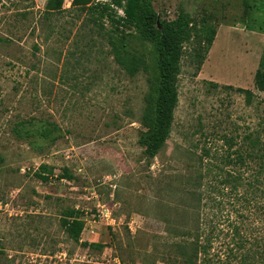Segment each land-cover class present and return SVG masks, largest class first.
Here are the masks:
<instances>
[{
  "label": "rangeland",
  "instance_id": "1",
  "mask_svg": "<svg viewBox=\"0 0 264 264\" xmlns=\"http://www.w3.org/2000/svg\"><path fill=\"white\" fill-rule=\"evenodd\" d=\"M151 2L163 20L188 12L198 36L183 45L169 137L147 160L151 45L131 43L132 75L99 9L0 0V264H184L175 243L195 245L196 264H264V174L233 158L246 133L264 140V91L253 84L264 0ZM238 87L255 93L250 104ZM94 193L116 223L75 241L62 219L74 210L90 225Z\"/></svg>",
  "mask_w": 264,
  "mask_h": 264
},
{
  "label": "trees",
  "instance_id": "2",
  "mask_svg": "<svg viewBox=\"0 0 264 264\" xmlns=\"http://www.w3.org/2000/svg\"><path fill=\"white\" fill-rule=\"evenodd\" d=\"M64 0H46L45 10L54 12L61 9ZM73 5L86 7L90 10L99 9L101 17L107 18L113 31L109 43L111 53L115 61L130 74H135L140 66V59L131 43H149L153 50L155 93L152 102V113L146 121H143L145 131L141 134L139 142L143 146V154L147 160H151L159 153L169 137L174 119V112L178 104V73L180 60L183 54V45L189 42L198 33L194 30L192 17L188 12L180 10L172 20H163L155 11L151 0H72ZM247 2H244V16H246ZM122 11V14L118 13ZM208 34L204 36L205 54L212 44L215 30L208 28ZM202 58L200 57L199 62ZM253 84L257 91H264V44L259 58L258 68L253 76ZM228 87V86H226ZM236 91L244 95L245 102L250 104L255 93L249 89L236 88ZM42 136H47L49 130H39ZM244 144L233 149L234 162L241 165L256 164L258 174H264V140L254 136L253 132L246 133L243 137ZM229 145L234 144V139L226 140ZM229 161V156H226ZM4 158L0 154V165ZM46 179L45 177H42ZM258 183V182H256ZM249 187L255 188L251 183ZM252 190V189H251ZM253 191V190H252ZM84 222L79 214L68 211L62 219V226L75 241L79 240ZM191 241H198L199 228L193 226ZM98 236V235H97ZM94 246H100L97 243ZM178 255L184 264H196L198 250L195 245L192 251L186 253L188 248L181 243H175ZM202 264H205L204 262Z\"/></svg>",
  "mask_w": 264,
  "mask_h": 264
},
{
  "label": "built area",
  "instance_id": "3",
  "mask_svg": "<svg viewBox=\"0 0 264 264\" xmlns=\"http://www.w3.org/2000/svg\"><path fill=\"white\" fill-rule=\"evenodd\" d=\"M118 11L121 12L119 14H122L121 10H118ZM94 198H96L97 214L91 220L90 225H87L86 223H84L83 229L81 231V235L88 234L89 236H97L98 235L97 226H96L97 224H99V226L102 225L105 227L113 228V225L116 223V219L112 215V211H110L109 208L105 207L104 204H100L98 202V199L95 193H94ZM86 242H90V241H86Z\"/></svg>",
  "mask_w": 264,
  "mask_h": 264
}]
</instances>
